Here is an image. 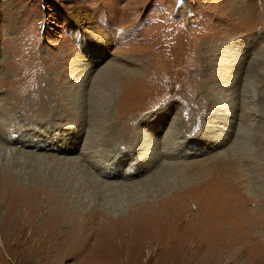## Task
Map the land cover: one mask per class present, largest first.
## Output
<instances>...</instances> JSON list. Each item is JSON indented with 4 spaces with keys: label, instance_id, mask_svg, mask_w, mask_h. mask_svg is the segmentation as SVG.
I'll list each match as a JSON object with an SVG mask.
<instances>
[{
    "label": "rangeland",
    "instance_id": "obj_1",
    "mask_svg": "<svg viewBox=\"0 0 264 264\" xmlns=\"http://www.w3.org/2000/svg\"><path fill=\"white\" fill-rule=\"evenodd\" d=\"M0 264H264V0H0Z\"/></svg>",
    "mask_w": 264,
    "mask_h": 264
},
{
    "label": "bare ground",
    "instance_id": "obj_2",
    "mask_svg": "<svg viewBox=\"0 0 264 264\" xmlns=\"http://www.w3.org/2000/svg\"><path fill=\"white\" fill-rule=\"evenodd\" d=\"M96 92H97V91H96ZM98 92H100V91H98ZM95 94H96V93H95L94 91H92V95L94 96ZM79 102H80V101H79ZM95 105H96V104L93 103L92 105H89V106H88L89 109L94 110V111H93V115H94L95 112H96V111H95V108H96L97 106L95 107ZM78 107L80 108V105H78ZM36 108H37V107H36ZM65 108H67V109H68V108H69V109H70V108H71V109H77V107H76L73 103H66V104H65ZM97 109H98V108H97ZM30 110H31V109H30ZM30 110H29V111H30ZM37 111H38V110H37ZM38 113H39V112H38ZM38 113H37V114H38ZM98 116H99V115H98ZM98 116H97V117H98ZM99 117H100V116H99ZM99 117H98V118H99ZM21 145L26 146V145H28V144H21ZM31 146H33V147H37V145H31ZM38 148H39V147H38ZM100 150H101V148H100ZM98 151H99V150H98ZM99 152L102 153V151H99ZM95 153H96V151H95ZM100 153H98V154L100 155ZM87 154H88V152H87ZM93 154H94V152H93ZM98 154H97V155H98ZM84 157L88 158L86 155H84ZM47 158H48V157H47ZM113 176H116V174H114V173H110V172H108L106 175H104V177H106V178H110V179H111V177H113ZM112 179H113V178H112ZM97 180H98L99 182H105V184L102 183V186H100V185L98 186V185H97L100 189H103L104 187H108V188H109L110 186H112V185H111L112 182H110V181H107V180L102 179V178H101V179H97ZM95 181H96V180H95ZM96 182H97V181H96ZM124 183H125V182H124ZM124 183H117V184H119V185H120V184L123 185ZM124 185H125V184H124ZM116 186H117V185H116ZM98 187H97V188H98ZM104 191H106V190H104ZM52 193H53V192H52ZM48 196H49V195H48ZM27 197H28V196H27ZM29 199H30V198H29ZM47 235H48V233L46 232V233H45V237H44L45 239L47 238ZM45 239H43L42 242H44ZM40 242H41V241H40Z\"/></svg>",
    "mask_w": 264,
    "mask_h": 264
}]
</instances>
